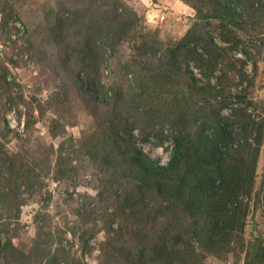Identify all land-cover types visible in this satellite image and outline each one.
I'll return each instance as SVG.
<instances>
[{"label":"rangeland","instance_id":"374dc122","mask_svg":"<svg viewBox=\"0 0 264 264\" xmlns=\"http://www.w3.org/2000/svg\"><path fill=\"white\" fill-rule=\"evenodd\" d=\"M262 262L264 0H0V264Z\"/></svg>","mask_w":264,"mask_h":264},{"label":"trees","instance_id":"16d2710c","mask_svg":"<svg viewBox=\"0 0 264 264\" xmlns=\"http://www.w3.org/2000/svg\"><path fill=\"white\" fill-rule=\"evenodd\" d=\"M218 4H219L218 1H216L215 2V5H218ZM227 9H228V11H232V8L231 7H217L216 6V7H214V8L211 9V12L218 11L220 13V16L223 18L224 17V13L225 14H231V12L226 13V10ZM184 73H185L184 76L189 79V81H188V87H187L188 90L197 93L196 86H195V81H196L195 80V77L193 76V74L191 72L185 71ZM179 135L176 138V142H177L178 147L181 148V149L178 152V154L176 155V158H178L179 156L181 157L178 160L182 164V166H180L177 161H173L171 163V165H170V168H173V167L175 168V166H177L176 171H172L171 170L174 174L178 173L177 175L182 174L180 171L185 170V168H183L184 162H182L180 160L182 159V156L184 155V152L186 151V149H185V145H186L185 144V140H186V137H187L183 132H181ZM114 144L115 143L113 142L112 145L109 146V148H111V152L113 154H115V156L121 155L120 152H118L116 150ZM174 162H176V163H174ZM133 164L139 170V172L141 174L150 177L152 180H154V181H165V176L163 174L158 173L156 170H152L151 167L146 162H144L143 160H141V159H135L134 158L133 159ZM164 171H167V169L164 170ZM180 178L175 179V180H180ZM75 234H76L75 238L77 240L78 233L76 232ZM261 264H264V262H262Z\"/></svg>","mask_w":264,"mask_h":264},{"label":"built area","instance_id":"2783aa9c","mask_svg":"<svg viewBox=\"0 0 264 264\" xmlns=\"http://www.w3.org/2000/svg\"><path fill=\"white\" fill-rule=\"evenodd\" d=\"M162 19H164V17H161Z\"/></svg>","mask_w":264,"mask_h":264}]
</instances>
